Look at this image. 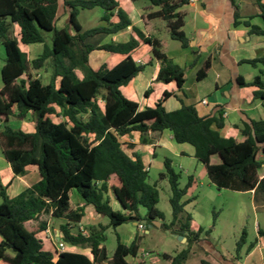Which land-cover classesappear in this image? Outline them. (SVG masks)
<instances>
[{"label": "trees", "instance_id": "obj_1", "mask_svg": "<svg viewBox=\"0 0 264 264\" xmlns=\"http://www.w3.org/2000/svg\"><path fill=\"white\" fill-rule=\"evenodd\" d=\"M135 3L140 0H130ZM159 7L148 19L160 18L166 23L169 37L190 46L184 32L185 14L180 9L191 0H148ZM235 26H239L238 6ZM258 17L264 22V0H255ZM69 20L65 28L56 26L59 0H0V43L5 49L0 89V146L16 176L26 175L37 168L41 180L11 198L0 181V261L3 264H145L140 255L138 236L130 245L117 235V247L110 258L104 245L105 230L129 222L153 224L165 216L157 206L160 192L149 183V170L138 154L128 155L120 139L138 132L146 143L149 133L169 131L174 141L189 144L195 158L205 166L210 182L219 189L237 193L254 192V201L264 203V177L259 170L264 153V119L243 122L242 141L224 137V111L201 117L194 105H187L183 88L185 69L167 55V43L146 34L133 25L128 10L118 0H71L64 2ZM101 8L105 25L84 30L78 22L81 10ZM116 16L117 21L111 17ZM251 36L264 37V30L244 22ZM132 28L126 43L101 44L99 36H113ZM17 30L13 36V30ZM52 34V43L46 34ZM20 44H43L41 54L29 60ZM149 46L153 60L161 65L157 81L176 82L181 95L180 109L167 111L166 93L154 107H144L129 100L121 88L127 86L146 65L138 64L130 53L140 46ZM95 50L128 55L110 69L102 65L94 69L89 61ZM255 68L262 67L251 82L239 77L240 87L254 88V99L264 106V56L241 61ZM49 66L52 74L48 83L32 75ZM211 68L207 60L197 73V79L207 78ZM79 72L82 74L80 77ZM31 115L35 131L25 132L10 125L13 118L22 120ZM54 117L61 118L55 121ZM132 146V145H130ZM217 158L218 163L214 161ZM161 179H168L171 188L172 221L161 227L172 234L184 233L187 247L175 255L162 254L170 264H185L191 248L201 242L203 229L192 231L193 218L186 212L184 200L193 183L180 187L181 174L172 160H164ZM76 193L80 203L73 200ZM120 203L119 208L115 205ZM117 203V204H116ZM115 204V205H114ZM119 206V205H118ZM109 219L108 227L83 233L80 224L86 209ZM144 209L146 214L141 215ZM45 215L62 220V241L67 245L87 246L89 254L49 251L40 237L48 227ZM27 224H32L30 227ZM246 244V232L237 245V253ZM136 260V263L128 259ZM205 264V262H203Z\"/></svg>", "mask_w": 264, "mask_h": 264}, {"label": "crops", "instance_id": "obj_2", "mask_svg": "<svg viewBox=\"0 0 264 264\" xmlns=\"http://www.w3.org/2000/svg\"><path fill=\"white\" fill-rule=\"evenodd\" d=\"M65 1L71 0H59V11L56 22L58 29L65 28L69 20V13L64 7ZM118 1L122 8L128 10L133 25L142 30L146 36H154L164 40L167 43L168 57L175 64L185 69L184 102L187 105H194L201 117L213 116L219 109L224 111L225 126L220 130L224 137H232L238 141H242L241 127L243 122L264 119V106L259 100L254 99V88L240 87L237 82L239 77H242L246 82H251L257 76L258 71L262 69V67L255 68L248 64H241V61L253 60L264 56V37L251 36L249 28L244 25V22H249L251 25L258 26L264 30V22L258 17L259 9L255 4V0H234L238 6L239 21L241 23L237 27L234 24L236 8L232 0H191L188 5L180 9V12L185 14L186 23L184 28H190L189 32H186L184 29L187 37L190 39V46L188 48H183L179 42L178 46L175 47L173 45L174 43L172 42L176 41L169 37L166 23L162 19H148V15L157 12L159 7L152 6L150 3L149 6H140L138 5L139 1L135 3L130 0ZM111 20L117 21L116 16H112ZM102 23L105 25L104 22ZM132 35V28L129 27L127 30L116 35L99 36L95 40H98L102 45L111 42L126 43ZM47 42L49 43V41ZM43 48L44 46L42 47V51ZM130 55L138 64L146 65V68L131 80L127 86L121 88L123 94L129 100L136 102L140 109H143L144 107H154L168 93L170 96L164 102L167 111L180 109L182 104L177 96L181 95V92L176 82L167 84L157 81L161 65L153 60L151 48L141 44ZM127 56L123 54H111L104 50H95L90 54L89 61L94 69H98L102 65H106L112 69L126 59ZM34 57L31 55L29 60L34 59ZM207 60L211 62L210 71L206 79L199 81L197 73ZM244 66H251L255 68V71L246 70L243 72ZM12 120L10 121V125L14 129H21L28 133L35 131L31 115L22 120L16 118ZM145 139L146 143H142L141 134L135 132L131 136L122 137L120 142L123 144V149L128 155H140L146 168H150L153 160L158 158V150H167L182 161L186 158L195 157V149L191 145L188 144L190 147H186V144H178V147L174 145L173 142L175 141L169 131L149 132L145 136ZM258 159L263 162V167L259 170V176L262 178L264 177V153H260ZM40 180L41 175L37 168H30L26 175L22 177L16 176L0 146V181L6 188V193L9 197L13 198L19 195L26 188L33 186ZM240 194L250 195L253 204L254 192ZM184 200L186 199L184 198ZM76 203H80L78 197ZM80 205H83V203H80ZM254 210H258L255 203ZM92 214L98 217L95 211H92ZM85 220L86 216L79 226L80 229H83L82 224L85 223ZM255 223L257 224L256 231L258 234V240L255 243H250L247 247L243 246L239 253H237L236 249V256L232 253L216 252L214 263H210L208 260H202V263L264 264V227L261 226L257 219ZM61 224L62 222L59 223V227ZM192 231H196L193 224ZM175 235L185 237L184 233ZM40 237L44 241L45 249L49 251H53L55 243L62 240L60 229L51 230L50 226L40 234ZM178 241L182 247L177 248L176 251L180 252L184 249L185 242L179 239ZM79 248L80 246H76L74 252L89 254L86 250H78ZM143 253L141 251V258L143 257ZM142 260L145 264H150L151 260H153V264H159L164 259L159 254L158 257L151 259L143 257ZM188 260L189 257L185 264H188ZM164 261L165 264H170L169 261ZM0 264L3 263L0 261Z\"/></svg>", "mask_w": 264, "mask_h": 264}, {"label": "rangeland", "instance_id": "obj_3", "mask_svg": "<svg viewBox=\"0 0 264 264\" xmlns=\"http://www.w3.org/2000/svg\"><path fill=\"white\" fill-rule=\"evenodd\" d=\"M138 5L149 6L148 0H140ZM104 14V10L101 8H95L93 10H81L78 16V22L82 25L84 30L96 28L102 26L101 21ZM186 32L190 31L189 27L184 28ZM17 30H13V36H16ZM49 44L52 43V34H46ZM173 45L178 46V42H172ZM42 44L23 45L21 44L22 51L28 56V59L32 56L37 57L42 53ZM34 57V58H35ZM5 49L0 43V88L3 86L1 71L4 65ZM95 59V58H94ZM93 59V60H94ZM103 60V59H101ZM100 62V61H99ZM253 69V70H252ZM255 68L251 66H244L243 72L246 70L255 71ZM52 69L49 66L42 72L32 71V75L40 77L44 83H48L52 74ZM260 73L258 71L257 75ZM80 75H82L79 72ZM55 121H61V118L54 117ZM13 121V120H12ZM14 123V122H11ZM174 145L178 147L176 142ZM186 147H190L188 144ZM169 158L172 160L173 167L176 172L181 174L180 187L187 186L189 177L193 178V183L187 190L185 199L188 204L185 207L186 212L191 214L193 218V226L198 231L199 227L203 229L201 236V242L194 244L189 254L188 264H203L202 260H208L210 263H214L216 259V252L232 253L236 256V249L239 241L242 238L243 232H246V244L247 247L250 243H255L258 240V234L256 231L257 219L261 226L264 227V203L255 202L253 196L232 192L229 190L219 189L214 186L207 175L205 166L195 157L186 158L181 160L175 157L173 153L167 150H158V158L153 160V164L149 170V183L156 185L160 192V201L157 208L163 212L165 218L163 221H158L160 225L150 224L145 222V229L138 228V223L129 222L118 228L108 227L109 219L105 216L98 215V217L91 215L94 211L92 208H88L86 212L85 223L82 224L86 233H89L93 229H100L101 226L108 227L105 230L106 241L104 245L107 249L108 256L111 258L117 247V235L121 238V241L125 245H130L136 236H138L140 249L143 252H150L151 256L146 259L158 257L159 254L168 253L175 255L176 249L181 248L177 238L172 233L166 231L161 227L162 223L169 224L172 221V209L170 205L171 188L168 179H161V173H164V160ZM216 163L219 162L217 158L214 159ZM77 194H73V200L76 202ZM1 202V199H0ZM254 203L258 207V210H254ZM115 205V204H114ZM118 208L117 205H115ZM146 211L141 210V215L144 216ZM43 220L48 223L51 230L60 229L59 223L63 222L59 219H53L50 215H45ZM29 227L32 224H27ZM58 242L55 243L56 249ZM187 247L185 243L184 248ZM76 246L67 245V250L74 252ZM78 250H86L89 252L87 246H81ZM140 251V253H141ZM129 262L136 263V260L129 258ZM153 264V260L150 261ZM159 264H165L162 260Z\"/></svg>", "mask_w": 264, "mask_h": 264}, {"label": "built area", "instance_id": "obj_4", "mask_svg": "<svg viewBox=\"0 0 264 264\" xmlns=\"http://www.w3.org/2000/svg\"><path fill=\"white\" fill-rule=\"evenodd\" d=\"M204 103H206V101H204ZM138 228H140L141 230H142V229H145V225H144V223L142 222V223L138 224ZM81 231H82L83 233L86 234V232H85L84 229L81 228ZM56 250H57L58 252H64V251H67V244L64 243L62 240H59V241H58V244H57V246H56ZM145 256H146V257L151 256V253H150V252H144V253H143V257L145 258Z\"/></svg>", "mask_w": 264, "mask_h": 264}, {"label": "water", "instance_id": "obj_5", "mask_svg": "<svg viewBox=\"0 0 264 264\" xmlns=\"http://www.w3.org/2000/svg\"><path fill=\"white\" fill-rule=\"evenodd\" d=\"M118 205H119V207H121L119 202H118ZM144 222H146V221H144ZM154 224L160 225V223L158 221H155ZM174 236L176 238H178L179 240H184L185 243L187 242V239L184 236H182V235H175L174 234Z\"/></svg>", "mask_w": 264, "mask_h": 264}]
</instances>
